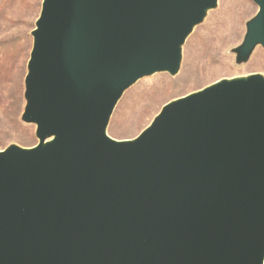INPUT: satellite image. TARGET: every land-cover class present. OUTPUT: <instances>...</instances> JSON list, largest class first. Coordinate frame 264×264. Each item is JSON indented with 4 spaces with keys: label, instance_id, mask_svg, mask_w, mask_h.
Segmentation results:
<instances>
[{
    "label": "water",
    "instance_id": "95a60500",
    "mask_svg": "<svg viewBox=\"0 0 264 264\" xmlns=\"http://www.w3.org/2000/svg\"><path fill=\"white\" fill-rule=\"evenodd\" d=\"M234 65L264 51V0ZM217 0H42L21 122L0 151V264H263L264 76L165 104L135 138L107 136L126 91L181 67Z\"/></svg>",
    "mask_w": 264,
    "mask_h": 264
},
{
    "label": "rangeland",
    "instance_id": "374dc122",
    "mask_svg": "<svg viewBox=\"0 0 264 264\" xmlns=\"http://www.w3.org/2000/svg\"><path fill=\"white\" fill-rule=\"evenodd\" d=\"M42 0H0V151L10 145H36L35 127L21 122L26 65L32 47L30 33ZM257 12L250 0H217V8L195 28L182 50L178 74L143 79L124 93L107 127V136L123 141L137 137L160 112L178 98L222 79L264 76V51L257 48L249 62L234 65L232 48L241 44L245 23ZM264 264V263H263Z\"/></svg>",
    "mask_w": 264,
    "mask_h": 264
}]
</instances>
